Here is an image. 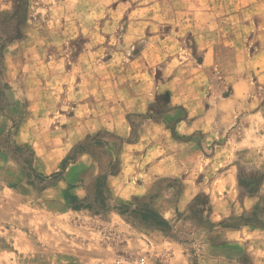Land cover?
<instances>
[{
    "label": "crops",
    "instance_id": "crops-1",
    "mask_svg": "<svg viewBox=\"0 0 264 264\" xmlns=\"http://www.w3.org/2000/svg\"><path fill=\"white\" fill-rule=\"evenodd\" d=\"M67 8L86 11L74 21L50 17L43 31L31 28L1 52L2 79L11 92L0 110V207L19 216L31 189L16 150L32 155L34 173L45 180L61 173L43 190L46 196L60 200L68 190L75 202L89 201L100 175L93 157L78 151L71 162L65 159L99 133L128 137L127 116L145 113L156 94L168 92L161 122L141 123L137 141L122 143L118 170L105 180L111 205L127 206L130 216L161 189V204L153 207L161 226L137 229L111 211L102 235L106 248L144 256L145 264H264V178L252 193L241 191L237 178L239 161L264 173V0H80ZM102 10L111 34L100 33ZM101 37L110 55L109 79L102 81ZM186 39L191 51L183 48ZM188 53L199 58L190 60L196 77L182 63ZM161 54L169 55L165 68L174 73L161 84L147 82L145 59ZM115 58H121L118 70ZM133 72L140 80L128 79ZM215 72L229 74L230 83L205 80ZM225 86L230 93L219 96ZM237 124L238 137L226 138ZM170 182L178 185L173 199L164 189ZM201 197L204 216L181 241L176 234ZM23 212L28 227L36 218L45 230L62 221L45 209ZM82 230L97 238L92 255L73 258L61 246L52 258L53 243L27 241L0 252V264H105L101 232Z\"/></svg>",
    "mask_w": 264,
    "mask_h": 264
},
{
    "label": "rangeland",
    "instance_id": "rangeland-1",
    "mask_svg": "<svg viewBox=\"0 0 264 264\" xmlns=\"http://www.w3.org/2000/svg\"><path fill=\"white\" fill-rule=\"evenodd\" d=\"M80 0H0V110L6 106L9 100V86L5 83L2 79L1 73V66H2V55L1 52L7 46H9L14 40H21L25 32H28L32 29H37V31L41 32L47 26V19L50 17L62 19L67 17H72L73 21L79 18V16H83L81 11H86L85 9H69L67 7H75L77 2ZM83 2H87L90 0H82ZM102 3L107 2V0H99ZM117 1H127V0H117ZM135 1V0H129ZM82 6V5H81ZM80 6V7H81ZM99 13L100 20H99V28L101 35L111 34L109 30V26L106 25L105 19L108 17V13L105 11L103 13ZM36 22V23H35ZM122 25L115 26L121 30ZM84 33L87 32L86 28L87 25H83ZM150 28V27H148ZM117 29V31H119ZM149 32V30H148ZM141 42L136 41L132 42L133 50L137 49ZM185 47L187 51H191V43L188 39L184 41ZM108 46L106 39L101 37L100 38V80H108V71L106 69V62L109 59L108 54H106L107 50L105 47ZM135 46V47H134ZM86 47V45H85ZM117 47V46H116ZM171 52V51H166ZM135 55V53L133 54ZM169 56V55H168ZM161 54L157 58L147 56L145 61L148 63V72H146L143 77L146 78L147 82H161L165 81V79H169L172 77L173 73L169 67L165 68L166 64L169 63V57ZM114 59V58H113ZM196 59V60H195ZM199 58H194L191 60L190 54L183 55L181 60L182 63L185 64L186 70H188L189 76L196 77L197 74L195 73L194 68H191L190 64L194 61H197ZM192 62H191V61ZM121 61V58H115L117 70H118V63ZM86 66V64H85ZM87 67V66H86ZM165 68V71L162 72L161 69ZM106 69V70H105ZM87 70L85 69V72ZM118 72H116L117 74ZM208 74L205 80H210L214 83L220 84L221 82L227 81L230 83L231 77L229 74L221 73H212ZM137 73L133 72V75L130 76L128 79L132 81H136V79L140 80ZM184 75V73H183ZM118 79V77H117ZM227 85V84H226ZM262 95H264V90H262ZM230 90L227 86L223 90L220 91L219 96L228 95ZM169 99L168 92H159L155 96L154 103L149 107L145 113L141 115H128L126 119L127 125L131 128V133L126 138H118L110 133H99L96 136L88 138L85 140L80 146L79 150H87L92 153L93 160L95 162V166H97L96 171L99 169V174L102 175L105 173V170L109 163H116L117 162V152L120 149L123 142H133L137 141L139 130L141 129V123L145 120L151 121H159L161 122V117L164 111L167 108ZM240 132V128L238 124L233 128L227 130L225 133L226 138H234L235 136L238 137ZM94 139V141H93ZM78 152L76 149L71 154V156L65 159V164L69 163L73 160V156L75 153ZM17 157L19 163L23 165L24 170L27 174V179H29V183L31 184L30 191L27 192L28 199L25 202H22L19 211V216H13L11 209L8 208L2 209L0 207V252H13L16 249H13V244H25L27 241H35L36 243L41 244L43 241L47 243H53L52 252H49V256L52 258L54 256H58L59 247L63 246L69 250V255L76 258L77 255H81V253H89L92 255V249H94L95 245L93 244L94 241H97L96 237H88V235L84 234L82 229H89L92 231H99L101 232V237H99V248L102 249V256L104 257L105 264H115V260L118 257H136L141 258L144 256L138 255H125L124 253H114L109 252L108 248H106V242H104L103 234L105 227L110 219V213L113 211L114 213L120 214L123 216L127 221L133 223L137 226L135 228L142 229V228H149L148 225L155 223L158 226L159 221L153 217L152 214L155 213L153 207L154 205L161 204V189L159 193L156 195H152L149 199L141 201L137 203V212L136 215L130 216L128 214L127 206H118V205H111L110 199L107 198V192L102 189L103 193L98 195L95 193V184L89 187V201L84 203H77L75 201H67L65 199V195H69V191H63L61 195V199H55L48 197L44 194L43 190L49 185L55 183L57 179L60 177L61 173H57L53 177L48 180H45L41 176L34 173L32 169L33 158L32 155L23 150H16L14 153ZM64 164V165H65ZM63 165V168H64ZM238 167V185L241 191L252 193L254 190L257 189L258 185L264 178V173L258 170L251 164L244 163L242 161L237 162ZM62 169V168H61ZM104 172V173H103ZM178 185L176 182H170L166 184L164 187L165 191H170V199H173L177 191ZM103 198V199H102ZM105 200V201H104ZM91 203L92 207H87V204ZM106 204V206H105ZM207 208V201L204 197L198 201L197 207L193 210V214L190 218H188L185 223L179 228L176 238L181 241L187 240V235L189 234L192 227L195 225L196 222H199L204 216V212ZM17 209V208H14ZM31 209H45L46 211H52L53 213H59L58 216L62 218V221H55L53 220V225L51 228L45 230L43 221L39 218H36L35 223L29 224L27 226L28 220L24 217V212ZM146 211L147 218L143 220L145 225L142 224L141 221H136L139 216L138 212ZM33 213V211H32ZM15 214V213H14ZM27 214V213H25ZM128 214V215H127ZM143 214V213H142ZM131 218H130V217ZM19 221L20 223L13 225L11 222ZM147 220V221H146ZM10 222V223H7ZM149 222V224L147 223ZM65 223L67 226H65ZM31 225V226H30ZM77 226L79 230L72 228ZM31 227V229H30ZM97 233V232H95ZM99 234V233H98ZM67 239V240H66ZM21 252L23 251L20 249ZM27 252V250H25ZM109 252V253H108ZM77 254V255H76ZM22 256V255H21Z\"/></svg>",
    "mask_w": 264,
    "mask_h": 264
},
{
    "label": "trees",
    "instance_id": "trees-1",
    "mask_svg": "<svg viewBox=\"0 0 264 264\" xmlns=\"http://www.w3.org/2000/svg\"><path fill=\"white\" fill-rule=\"evenodd\" d=\"M93 141H94V139H93ZM80 148H81V146L79 145V146H77L76 150L77 151H84L86 153H89L93 157V155H92L91 152H89L87 150H79ZM117 170H118V163L117 162L116 163H113V162L112 163H109V165L107 166V168L105 170V173L102 174V175H99L97 177L96 181H95V187H96L95 193L96 194L101 195L103 193L102 189H104L105 192H107L106 187H105V180H106L107 176L115 174L117 172ZM108 198L110 199L109 194L107 193V198L106 199L108 200ZM65 199L67 201H75L74 198L72 196H70V195H65ZM88 206L89 207H92L91 203L87 204V207ZM105 206H106V204H105ZM138 213L141 216V219L142 220H144L145 218H147L146 211H143L142 210V212L139 211ZM152 215H153V217L155 216V218L159 221V224H161L158 216L155 213L152 214Z\"/></svg>",
    "mask_w": 264,
    "mask_h": 264
},
{
    "label": "built area",
    "instance_id": "built-area-1",
    "mask_svg": "<svg viewBox=\"0 0 264 264\" xmlns=\"http://www.w3.org/2000/svg\"><path fill=\"white\" fill-rule=\"evenodd\" d=\"M115 264H145V258L136 257H118Z\"/></svg>",
    "mask_w": 264,
    "mask_h": 264
}]
</instances>
